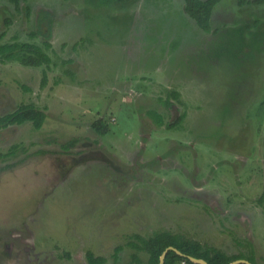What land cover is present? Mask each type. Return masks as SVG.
<instances>
[{"label":"rangeland","instance_id":"rangeland-1","mask_svg":"<svg viewBox=\"0 0 264 264\" xmlns=\"http://www.w3.org/2000/svg\"><path fill=\"white\" fill-rule=\"evenodd\" d=\"M211 28L183 0H0V45L51 59L0 55V116L45 113L0 129V264H146L127 243L160 231L264 264V4Z\"/></svg>","mask_w":264,"mask_h":264},{"label":"trees","instance_id":"trees-1","mask_svg":"<svg viewBox=\"0 0 264 264\" xmlns=\"http://www.w3.org/2000/svg\"><path fill=\"white\" fill-rule=\"evenodd\" d=\"M16 9H19V0H10ZM112 1L124 2L127 0H98L99 4L107 5ZM184 10L186 14L194 20L197 27L202 31L209 33L211 28V16L213 8L221 0H183ZM238 6L242 7L248 4H264V0H236ZM34 35V34H33ZM47 47L50 46L49 42H46ZM24 52L25 55L20 58L21 63L29 66H41L42 64H48L51 59L47 53H45L41 47L31 44L17 42L10 44L0 45V55L5 60H12L16 56V52ZM47 81L46 72L43 71L40 81L41 87H44ZM175 95V94H174ZM45 120V113L42 109H39L30 104L20 105L16 110L0 116V129L5 128L13 124H23L25 122H31L35 129L42 127ZM97 133L105 135L107 133V125L100 121H95L92 124ZM264 192L260 196L259 201L264 200ZM135 240L130 241L127 244L138 251H143L147 254L146 264H159V256L162 251L168 247L173 246L183 254L191 255L196 258H203L209 264H229L235 259H246L252 264H258L255 260L253 249L250 248L249 253L243 252L229 255L226 252L211 246H203L200 241L192 238H187L181 234L171 233L169 231L155 232L148 238L141 237L139 235L134 236ZM246 245L253 248V244L247 240ZM121 249V246L115 248L113 255L114 259H117V253ZM86 259L88 264H103L106 261L105 257L94 256L90 251L86 252ZM141 264L142 260L136 254L132 255V260L127 264ZM162 264H196L191 262L187 257L180 256L173 250H169L164 258ZM245 264V263H239Z\"/></svg>","mask_w":264,"mask_h":264},{"label":"water","instance_id":"water-1","mask_svg":"<svg viewBox=\"0 0 264 264\" xmlns=\"http://www.w3.org/2000/svg\"><path fill=\"white\" fill-rule=\"evenodd\" d=\"M169 250H173L175 251L177 254H179L180 256H184V257H187L191 262L193 263H196V264H209L206 260H204L203 258H196L194 256H191V255H186V254H183L181 251H179L178 249H176L175 247L173 246H168L166 247L161 255L159 256V264H162L164 262V258H165V255L166 253L169 251ZM239 263H245V264H252L250 263L248 260L246 259H235L233 261H231L229 264H239Z\"/></svg>","mask_w":264,"mask_h":264}]
</instances>
